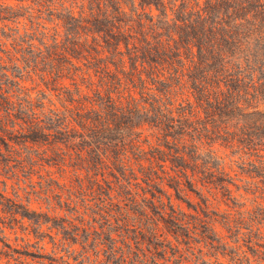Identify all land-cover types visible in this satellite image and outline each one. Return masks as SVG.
I'll return each instance as SVG.
<instances>
[{
  "label": "trees",
  "instance_id": "1",
  "mask_svg": "<svg viewBox=\"0 0 264 264\" xmlns=\"http://www.w3.org/2000/svg\"><path fill=\"white\" fill-rule=\"evenodd\" d=\"M20 19L19 61L45 91L33 98L0 64V132L91 174L108 200L134 190L150 237L160 222L189 230L164 181L230 198L216 147L254 157L244 171L264 180V0H0V22Z\"/></svg>",
  "mask_w": 264,
  "mask_h": 264
},
{
  "label": "rangeland",
  "instance_id": "2",
  "mask_svg": "<svg viewBox=\"0 0 264 264\" xmlns=\"http://www.w3.org/2000/svg\"><path fill=\"white\" fill-rule=\"evenodd\" d=\"M28 26L23 19L0 22V64L34 98L45 88L23 72L17 52ZM33 46L42 49L37 39ZM4 115L0 108V119ZM216 148L231 179L230 198L200 186L177 194L164 181L162 202L190 222L189 230L175 235L160 222L158 236L150 237L127 199L134 190L118 196L114 188L108 200L106 186H97L91 174L49 165L42 149L16 145L0 132V264H264V180L244 171L255 158ZM24 210L35 217L23 216Z\"/></svg>",
  "mask_w": 264,
  "mask_h": 264
}]
</instances>
